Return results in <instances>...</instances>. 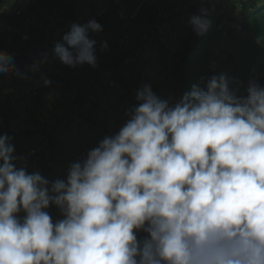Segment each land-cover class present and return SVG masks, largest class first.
<instances>
[{"label":"clouds","instance_id":"9594fccd","mask_svg":"<svg viewBox=\"0 0 264 264\" xmlns=\"http://www.w3.org/2000/svg\"><path fill=\"white\" fill-rule=\"evenodd\" d=\"M190 24L204 35L207 10ZM102 30L95 19L73 23L54 56L95 68L89 34ZM46 62L45 54L32 71ZM10 73L24 78L0 51V76ZM232 83L213 75L175 101L143 84L119 131L65 179L31 169L0 135V264H264V86L251 81L238 96Z\"/></svg>","mask_w":264,"mask_h":264},{"label":"trees","instance_id":"16d2710c","mask_svg":"<svg viewBox=\"0 0 264 264\" xmlns=\"http://www.w3.org/2000/svg\"><path fill=\"white\" fill-rule=\"evenodd\" d=\"M22 1L25 2V0ZM150 1L78 0L74 6L73 2L66 0L63 5L54 6L53 0H37L34 4L28 5L27 13L21 11L19 8L13 14L14 17H17L19 23L11 26L9 30L0 26V51H4L14 58L15 68L19 69L23 76L26 68L31 65L28 50L35 44L33 39H23L27 33L34 34L35 31L34 26H30L29 30L23 29L22 21L26 15L35 17L36 22H40L43 26H46V16L52 14L56 9H60V11L65 13L63 15L65 21L63 23L72 21L77 17L80 18L84 10L89 11V14L96 11L93 17L104 27L106 32H110L116 38V44H112L105 51L104 61L105 67L112 69L114 73L113 79L116 85L113 86V90L108 86L107 81L103 86H97L100 81V72H98L91 90L88 93L82 92V99L76 103L79 109L90 102V96L97 99L98 105L101 104L103 98H106L108 101L110 100V112H107V115L109 120L115 124L113 125V129L106 122L95 119L90 113L88 114L89 116H84L83 130H68L65 133H60L57 125L49 126L39 123L36 113L48 103L49 99L44 100V98L50 92L59 89L60 96L58 98L61 100L60 107L66 112L64 119L68 117V114L74 109L73 104H75L74 102H67V104L65 101L70 84L61 80L59 76L54 75L46 76V79L51 81L49 86H45V84L41 86L32 85L25 76L24 78H20L14 73H10L6 77L0 76V81L4 82V90L28 93L37 102V106L33 105L32 111L29 110V114L24 122L25 128L15 131L10 127L13 115L11 101L8 98L4 100L0 98V118L3 121L0 127V135L7 133L13 138L14 154L18 158H25L26 164L31 166V169L36 168L45 174L51 175L52 178H59L64 170L67 169L73 157L88 153L103 138L118 132L120 127L126 122L128 109L137 104L135 99L136 91L146 82V79L143 73V66L139 62L138 64H134V66L125 64V61L130 59L127 56H129L131 43L120 46L119 39L121 36L125 37L128 34L129 40L131 39L132 41L133 28L132 25L127 24L128 21L120 22L119 14L124 11L125 15L129 17L134 8L139 7L140 12L133 25L140 26L142 24L140 20L141 15L149 12L147 5ZM213 1L215 0H204L203 2V8L207 10V18L211 21L208 31L202 36H197L191 28L189 38H195L186 49L185 56H173V59L180 58V66L179 69L174 68L172 70L174 73L172 74L173 80L171 82L167 79L165 80L166 96L164 97H167L169 94L172 97H176L175 91L179 86L181 88L180 97L189 91V88H192L193 85L204 88L207 81L213 75L218 76L220 74H225L234 81L230 85V90L238 96L246 95L247 84L251 80L263 86L264 43L258 44L257 38L264 36V3L257 7L256 2L253 1L250 3L241 2L240 20L235 16L236 7L235 9L233 8V11L227 17L228 25L235 27L233 30H230L224 26L221 28L222 18L219 19L216 15L221 6L214 4ZM6 4L7 0H0V11ZM95 6L104 7V9L95 10ZM153 11L154 9L146 16L149 26L148 31L144 35L140 34L136 41V46L133 47V51H136L140 46L143 47L144 54L142 55V59L145 62L153 57L158 58L160 55L166 57L167 55V52L162 47H160L159 51H155L153 48L157 42L154 38L149 37L150 32L154 31L155 26V14ZM1 22L2 18L0 16V24ZM64 25L58 24L57 27L60 29ZM52 33L50 31L46 35L38 30L41 41H37V43L41 45L47 44V40L50 41L53 37ZM146 34H148V38L144 39ZM235 39H237L236 43H234ZM212 41L214 43L210 46ZM171 66H174V62H170ZM128 76L131 77V80H128ZM118 81H120V85L122 86H119ZM96 87L97 92H95ZM98 88H102L101 91L104 89L103 96ZM161 88H163V84H159L153 92L164 100L165 98H163V94L160 91ZM111 99L113 100L111 101ZM61 121L62 119L58 120V122ZM30 125L34 127H29ZM109 125L112 126V124ZM33 153H36L34 158L28 159V156H31ZM25 160L18 159L16 162L17 166L23 165ZM143 235V233H138V238H141Z\"/></svg>","mask_w":264,"mask_h":264},{"label":"rangeland","instance_id":"374dc122","mask_svg":"<svg viewBox=\"0 0 264 264\" xmlns=\"http://www.w3.org/2000/svg\"><path fill=\"white\" fill-rule=\"evenodd\" d=\"M66 0H53L54 6L63 5ZM73 2L74 6L77 4L78 0H70ZM256 2L257 7L264 3V0H215L214 4L220 5L221 9L218 13H216L217 18H222L221 28L222 26L226 27V29L233 30L235 27H230L227 23V17L235 9V16L240 20V3L241 2ZM37 0H7L6 6L0 11V16L2 18V22L0 24L1 28L9 30L11 26L19 23L17 17H14L13 14L16 13L17 9H21V11L27 13L28 5L34 4ZM204 0H151L147 5V9L150 13L154 9L155 14V26L154 31L150 32V36L154 38L157 44L154 46L155 51H159L160 47L164 48L167 52L166 57H153L150 58L147 62L142 59V55L144 54L143 47H139L136 51H133V47L136 46V41L139 38L140 34L143 35L148 31L149 26L146 19L147 14L144 13L141 15L140 20L142 24L140 26L132 25L133 28V40L131 41V49L129 50V66H134V64L140 63L143 66V73L146 79V82L143 84H150L152 90L154 91L159 84H163V88H161V93L163 94L164 100H168L171 98L173 101L178 100L180 98V86L177 87L175 94L176 97H172L170 94L166 96V85H164L165 80L168 81L173 80V69H179L180 66V58L173 59V56L181 57L185 56L186 49L190 44H192L193 38H189L191 34V24L190 18L193 15H198L200 9L203 8ZM53 6V5H52ZM95 10H103L104 7L95 6ZM56 9V8H55ZM54 9V10H55ZM96 11H93L92 14H89V11L84 10L83 15L80 18H76L67 23H63L65 20L63 15L65 14L60 9H56L52 14L46 16V26H43L42 23L36 22L35 17L25 16L22 21V27L25 30H29L30 26H34V34L27 33V40L33 39L35 44L29 48L28 53L31 60V65L26 68L24 72L25 78L28 79V82L32 85L41 86L44 84V79L48 75L59 76V78L66 83L70 84V88H68V92L66 93V103L74 102V109L68 114V117L64 119L66 114L65 110L60 107L61 100L58 98L60 96L59 89L54 92H50L44 100L47 98L48 103L44 108H41L36 113L37 120L41 124L46 125H57L59 127L60 133H65L68 130L76 131L78 129L83 130L84 116L88 114H92L93 117L97 120L104 121L106 124L113 129L114 122L109 120L107 112H110L109 101L106 98H103L101 104H97V99L95 97L90 96V102L85 106H82L78 109L76 106L77 102H79L82 97V92L88 93L91 90V86L95 83L98 72H100V81L98 83V87L103 86V84L107 81L108 86L113 90V86L116 85L114 83V73L112 69H108L105 67V50H101L100 44L103 42L107 43V48L112 46V44H116V38L110 34V32H106L104 27L102 26V31L98 33H90V39H94L97 41V66L93 68L90 65H82L77 66L75 68L68 67L63 65L59 59H57L53 54L54 45L56 42L62 40V36L69 31L70 26L73 23H77L83 25L87 23L91 19H95L93 14ZM89 14V15H88ZM96 20V19H95ZM58 24H65L63 28L58 29ZM38 30L45 33L46 35L51 31L53 32L52 39L50 41L47 40V44H39L37 41H41V37L38 34ZM142 35V36H143ZM226 36V35H225ZM148 38V34L144 36V39ZM237 42V39L234 40V43ZM213 41L211 45H213ZM45 54L47 55V62L41 64L36 71H32L33 63L39 59H42ZM170 56H169V55ZM226 54V53H225ZM181 61V60H180ZM170 62H174V66L170 67ZM128 80H131V77L128 76ZM252 81V80H251ZM249 81L247 87L249 86ZM119 86L120 81H118ZM142 84V85H143ZM4 82L0 81V98L6 99L8 98L11 101V108L13 109V115L10 122V127L12 130H19L20 128H25V120L29 114V110L32 111L33 105L37 106V102L35 101L33 96H29L28 93H18L15 90H4L3 88ZM264 86V84H263ZM102 88H98L99 92ZM109 90V89H108ZM107 90V93H108ZM191 87L189 88V91ZM97 92V87L95 89ZM103 96L104 89L100 92ZM64 97V98H65ZM113 99H111L112 101ZM67 103V104H68ZM89 116V115H88ZM59 119H62L61 122H58ZM2 119L0 118V127L2 123ZM109 124H112L109 125ZM29 127H34L30 125ZM116 127V126H115ZM117 130V129H116ZM37 153V152H36ZM36 153H33L31 156L34 157ZM23 165H19L20 167ZM53 221L60 219V215L58 211L53 212L51 214Z\"/></svg>","mask_w":264,"mask_h":264},{"label":"built area","instance_id":"2783aa9c","mask_svg":"<svg viewBox=\"0 0 264 264\" xmlns=\"http://www.w3.org/2000/svg\"><path fill=\"white\" fill-rule=\"evenodd\" d=\"M139 12H140V8L139 7H136L134 8L133 12L131 13V15H129V17H127L125 15V12L122 11L120 14H119V21L120 22H127L128 25H133V23L135 22L137 16L139 15ZM131 43V39L129 40V36L128 34H126L125 37L121 36L120 39H119V44L120 46H124V45H127V44H130ZM129 60H126L125 62L128 63ZM87 153L86 154H81L80 156H76V157H73L72 160H71V163L74 162V161H77V160H80V159H83L84 157H86ZM70 163V164H71ZM69 164V166H70ZM69 166L67 167L66 170H64L63 172V176H61L60 178H52L51 176H45L46 178H48L50 181H55L57 179H65L66 178V175H67V171H68V168ZM50 215L53 213V212H57L58 210L52 206L48 209Z\"/></svg>","mask_w":264,"mask_h":264},{"label":"bare ground","instance_id":"6f19581e","mask_svg":"<svg viewBox=\"0 0 264 264\" xmlns=\"http://www.w3.org/2000/svg\"><path fill=\"white\" fill-rule=\"evenodd\" d=\"M122 86V85H121ZM124 89V88H123ZM118 101V100H117Z\"/></svg>","mask_w":264,"mask_h":264}]
</instances>
